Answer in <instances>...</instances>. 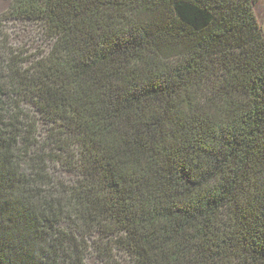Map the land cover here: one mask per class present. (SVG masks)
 Listing matches in <instances>:
<instances>
[{
	"label": "trees",
	"instance_id": "trees-1",
	"mask_svg": "<svg viewBox=\"0 0 264 264\" xmlns=\"http://www.w3.org/2000/svg\"><path fill=\"white\" fill-rule=\"evenodd\" d=\"M255 3L11 0L0 264H264ZM17 20L44 50L7 43Z\"/></svg>",
	"mask_w": 264,
	"mask_h": 264
},
{
	"label": "rangeland",
	"instance_id": "rangeland-1",
	"mask_svg": "<svg viewBox=\"0 0 264 264\" xmlns=\"http://www.w3.org/2000/svg\"><path fill=\"white\" fill-rule=\"evenodd\" d=\"M11 0H0V14L5 12ZM255 12L264 32V0H256ZM41 23L30 20H17L4 22V30L7 34V43L15 48L28 50L35 53L45 49L46 41L41 37ZM55 173L66 180L76 178L74 174L57 167ZM87 264H104L103 260L92 252L86 257Z\"/></svg>",
	"mask_w": 264,
	"mask_h": 264
}]
</instances>
